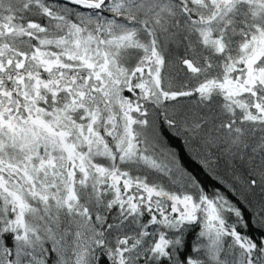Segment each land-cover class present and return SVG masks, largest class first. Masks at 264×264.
Listing matches in <instances>:
<instances>
[{
  "label": "snow or ice",
  "instance_id": "snow-or-ice-1",
  "mask_svg": "<svg viewBox=\"0 0 264 264\" xmlns=\"http://www.w3.org/2000/svg\"><path fill=\"white\" fill-rule=\"evenodd\" d=\"M0 264H264V0H0Z\"/></svg>",
  "mask_w": 264,
  "mask_h": 264
}]
</instances>
